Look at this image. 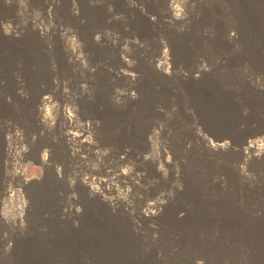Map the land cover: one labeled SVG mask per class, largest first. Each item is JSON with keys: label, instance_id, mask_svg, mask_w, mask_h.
<instances>
[{"label": "rangeland", "instance_id": "obj_1", "mask_svg": "<svg viewBox=\"0 0 264 264\" xmlns=\"http://www.w3.org/2000/svg\"><path fill=\"white\" fill-rule=\"evenodd\" d=\"M235 21L230 0H0V264L107 221L134 241L119 264H248L194 243L249 237L189 223L225 199L264 225V155L247 150L264 143V70ZM210 89L233 95V125L190 106Z\"/></svg>", "mask_w": 264, "mask_h": 264}, {"label": "bare ground", "instance_id": "obj_2", "mask_svg": "<svg viewBox=\"0 0 264 264\" xmlns=\"http://www.w3.org/2000/svg\"><path fill=\"white\" fill-rule=\"evenodd\" d=\"M176 1V0H175ZM236 21L233 23V31L239 37L241 45L244 47V57L253 66L264 70V0H230ZM223 24L216 26L218 39L213 41L214 46L221 47L229 45L224 38ZM232 41V40H231ZM230 41V42H231ZM216 42V43H215ZM207 51L211 50L206 48ZM190 106L201 116L203 123L234 124L239 114V107L235 104L233 95L222 90H208L207 92L190 91ZM261 108L258 104L254 107ZM205 146V145H204ZM203 146V147H204ZM229 142L223 138L210 139L206 150H223L229 148ZM250 153H261L264 155V143L261 146H249ZM245 161H250L251 157L244 156ZM89 193V192H88ZM90 196L94 193L90 192ZM96 196V195H94ZM211 206L206 200L197 203L195 212L199 213L189 222L190 225H199L202 229H211L218 226L223 231L231 232L234 235L241 234L250 239L244 242H235L233 245L222 246L211 243L204 239L197 241L194 245L202 249L206 255L229 257L234 259L245 255L248 264H264V225L261 223V216L248 213L238 209L225 199H218ZM260 211L264 207H260ZM96 222V220H95ZM89 225V229H73L71 240L53 245V250L39 248L37 253L29 247V251L19 258V264H99L103 260L110 264H119L131 254L134 241L130 239V234L125 226L120 223L112 224L102 222ZM126 229V230H125ZM231 230V231H230ZM195 233H191L194 235ZM65 254L63 262L59 260ZM153 253L149 254L152 258ZM148 260H141L139 264H147Z\"/></svg>", "mask_w": 264, "mask_h": 264}]
</instances>
